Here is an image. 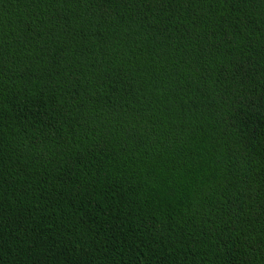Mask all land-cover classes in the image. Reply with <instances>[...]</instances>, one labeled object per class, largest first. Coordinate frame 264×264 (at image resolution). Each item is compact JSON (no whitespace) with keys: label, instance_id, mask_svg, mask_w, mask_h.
<instances>
[{"label":"trees","instance_id":"trees-1","mask_svg":"<svg viewBox=\"0 0 264 264\" xmlns=\"http://www.w3.org/2000/svg\"><path fill=\"white\" fill-rule=\"evenodd\" d=\"M0 264H264V0H0Z\"/></svg>","mask_w":264,"mask_h":264}]
</instances>
